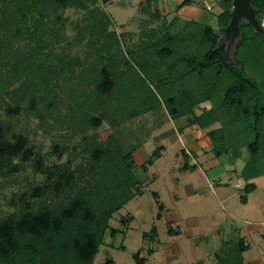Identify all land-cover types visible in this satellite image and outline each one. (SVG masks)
Instances as JSON below:
<instances>
[{
	"label": "trees",
	"instance_id": "obj_1",
	"mask_svg": "<svg viewBox=\"0 0 264 264\" xmlns=\"http://www.w3.org/2000/svg\"><path fill=\"white\" fill-rule=\"evenodd\" d=\"M232 1L218 0V28L229 23ZM194 2L185 0L182 5ZM0 3V106L6 99L16 107L28 103L29 114L44 123L52 118L57 127L65 128L69 140L78 135L86 138L101 123L116 130L140 116L165 110L169 119L190 116L188 127L207 131L212 152L219 158L229 151L227 131L250 120L256 131L264 121V37L248 23H242L240 38L228 47V42L219 44L218 29L194 20L181 22L178 17L169 22L155 8L141 23L149 27L141 31L140 43L129 46L122 35L109 30L112 20L103 9L107 0ZM252 5L264 23V0H252ZM66 8L88 15L81 58L64 59L56 51L67 23L59 12ZM14 41L25 49L13 52ZM61 81L68 85L61 90L64 98L57 92ZM204 104L211 106L196 115L195 109ZM43 105L50 113L41 110ZM63 107L64 115L59 111ZM216 124L220 127L210 129ZM9 129L0 119V178L19 169L10 156ZM258 140L248 145L255 156L261 149ZM158 150L151 158L159 155ZM134 151L125 152L116 139L89 142L83 150L84 165L75 171L67 166L62 181H54L55 193L38 205L35 218L25 214L24 204L18 216L0 219V264H94L102 246L113 247L106 244V235H125L129 228L125 218L120 220L122 230L111 227L114 215L143 194L135 176ZM58 152H66V147ZM252 189L254 185L247 183L243 192L248 195ZM162 211L158 205L157 219ZM168 234L179 236L180 231L170 228ZM157 238L156 228L142 236L151 243ZM247 248L242 240L225 242L214 255L215 264H250L244 260ZM133 260L146 264L139 251Z\"/></svg>",
	"mask_w": 264,
	"mask_h": 264
},
{
	"label": "rangeland",
	"instance_id": "obj_2",
	"mask_svg": "<svg viewBox=\"0 0 264 264\" xmlns=\"http://www.w3.org/2000/svg\"><path fill=\"white\" fill-rule=\"evenodd\" d=\"M203 1L195 0L194 4L201 6ZM110 11V8L105 10L112 20L109 30L122 35L123 41L129 46L140 43L141 31L149 27L142 26V21H138L139 18L144 19L141 12L123 11L120 15L114 12L111 14ZM219 12L218 4L211 8L210 13L215 17L211 26L216 29H219L216 17ZM59 14L67 19V23L60 32L63 39L56 46L57 53L64 59L83 57L88 39L85 32L89 24L87 13L66 8ZM50 19H54L52 15ZM169 19L171 22L172 18ZM180 20L182 22L186 18ZM11 48L13 52L25 49L17 41L11 43ZM249 74L255 76L251 71ZM59 87L57 92L64 98L61 90L67 89L68 85L61 81ZM43 106L45 108L41 110L50 113L46 105ZM210 106L204 104L195 110L200 114L201 108ZM28 108V103L16 107L10 99H6L0 106V119L10 128L8 139L13 149L10 156L19 167L11 177L0 178V219L18 216L24 204L25 214L35 218L38 205L55 193L57 186L54 181H62L60 175H64L67 166L75 171L84 165L83 150L89 142L106 143L116 139L125 152L135 148L139 155L146 158H151L159 152L158 149L163 148L164 151L148 167L145 174L148 179L142 183L144 194L130 201L110 222L111 227L122 230L120 220L125 218L129 223L125 235L119 233L112 238L107 234L105 242L113 247L102 246L94 264H105L108 260L114 261V264H135L133 254L138 251L140 258L146 259V264H193L200 260L204 264H215L213 254L220 250L223 242L235 240L236 232L249 245L244 253L246 262L264 259L258 251L264 250V147L261 145L264 144V121L258 123L256 131L253 120L227 131L229 151L219 158L215 157L211 148L198 159L192 155L186 159L181 154V150L187 149L186 141L180 138L181 134L175 133L160 139L170 133L162 132L171 129L169 123L164 125L168 121L165 110L140 116L116 130L101 123L95 129H90L86 138L78 135L69 140L65 137L67 132L64 127H57L52 118L46 123L42 122L35 114H29ZM59 111L62 115L66 114L65 107ZM160 125H164L161 132L156 130ZM219 127L216 124L210 129ZM257 133H261L259 140L256 138ZM257 140L261 149L255 156L248 145ZM64 146L66 152H58V148ZM139 155H136V164L142 161ZM186 162L187 166L197 167L184 171L181 168ZM239 178L244 180L245 186L247 183L256 184L254 193L245 195L243 190L235 189L236 184L239 189L245 187L237 183ZM188 185L197 191L196 195L187 193L190 190L184 187ZM152 192L159 195V205L165 206L164 215H170L171 222L165 217L157 219L158 204ZM129 215L133 218L130 221ZM153 228L158 232L156 241H144L143 234L150 233ZM170 228L179 230L180 236H170ZM167 245L173 247V255L163 253L168 249Z\"/></svg>",
	"mask_w": 264,
	"mask_h": 264
},
{
	"label": "crops",
	"instance_id": "obj_3",
	"mask_svg": "<svg viewBox=\"0 0 264 264\" xmlns=\"http://www.w3.org/2000/svg\"><path fill=\"white\" fill-rule=\"evenodd\" d=\"M184 1L185 0H160L157 3H153V2L150 3V2H148V0H107V3L105 4L104 9L107 10L110 8L111 14H113V12H114V14H118V13L120 14L123 11H128L129 13L136 12L137 14L139 12H141V14L144 16V19H142V20H141V18L138 19V21L141 22L145 19H148L151 16V14L154 13L155 8H157L159 10V13L161 15L165 16L168 19V21L170 20L169 18L173 19L174 17H178V18H186V20L198 21L204 25H210L211 26V23L215 19L214 15L210 13L211 8L215 7L217 5L218 1H216V0H204L203 3L201 4V6H197L195 4L183 6L182 4ZM124 30H126V29H124ZM195 113H196V115L201 114V113L197 114V110H195ZM189 118H190V116H186V117H182L178 120H174V121L168 118V121H165L164 125H166V123H169L171 126V129L164 131L161 134H165L167 132H170V133L168 135H165V136L164 135L162 136L160 134V137L162 136L160 139H165L169 136L174 135L175 133H178V135L181 134L182 137H180V136H178V137H180L183 141H186V148H187V149L181 150L182 156L187 159L188 157H190V155H192L195 159L196 158L198 159L199 156H202L204 153L207 154V151L211 150L212 145H211L209 138L207 137V134H206L207 131L200 130L197 127H191V128L188 127ZM164 125L158 126L156 128V130L159 129L158 131L161 132L162 131L161 129H164L161 127H163ZM161 151H164L163 148H161ZM136 155H139V152H137V150H135L132 154L134 161H135V158H137ZM160 155L161 154L159 153V156ZM139 156L141 157L140 159L142 161H141V163L136 164L137 170L135 172V176H136L137 180L139 181V183H141V185L143 186L142 183L148 179L145 176V174L148 170V167L153 165L155 157L151 158V164L147 165L150 158H146V157H144V155H139ZM187 163L188 162H186L184 164V166L181 168L184 171L189 170V168L195 169L197 167L195 165L187 166ZM144 165H147L146 170L142 169V167ZM238 182H239V184L245 186V182L243 179L239 178L237 180V183ZM251 184L254 185V189H252V191L248 195H251L252 193H254L255 189L257 188L256 184H254V183H251ZM235 187H236L235 189L243 190V189H239L237 184ZM184 188L190 190V191H187V193H189V195H191V194L196 195V193H197V191H195V189H192L191 185L185 186ZM143 194H144V190H143ZM155 196L157 197V199H154ZM137 197H140V196H137ZM152 197H153L154 201L159 205V203H160L159 202V195L156 192H152ZM160 205H162V207H163V211L161 212L160 220L163 219L164 217L168 218V219L172 218V217H170V215H169V217L164 215L165 206L163 204H160ZM156 217H157V215H156ZM169 221L171 222L172 220L169 219ZM234 235H235L237 240H242L244 242V244L247 245V247H249L247 242L243 238H240L238 232H236ZM224 243L225 242L222 243L221 248H222ZM167 246H168V249L166 251H163V253L173 255V252H174L173 247L169 248L170 246L169 245H167ZM177 250L179 253L178 255H180L178 245H177ZM258 251H259V256L264 258V250L259 249ZM215 253L213 254V257L215 255ZM200 261H203V260H200ZM247 263L264 264V259H252L250 262H247Z\"/></svg>",
	"mask_w": 264,
	"mask_h": 264
},
{
	"label": "water",
	"instance_id": "obj_4",
	"mask_svg": "<svg viewBox=\"0 0 264 264\" xmlns=\"http://www.w3.org/2000/svg\"><path fill=\"white\" fill-rule=\"evenodd\" d=\"M230 15L229 23L218 29L221 34L219 44L225 41L228 47L233 45L240 38L242 23H248L256 33L264 37L262 20L257 17L252 0H233Z\"/></svg>",
	"mask_w": 264,
	"mask_h": 264
},
{
	"label": "built area",
	"instance_id": "obj_5",
	"mask_svg": "<svg viewBox=\"0 0 264 264\" xmlns=\"http://www.w3.org/2000/svg\"><path fill=\"white\" fill-rule=\"evenodd\" d=\"M263 24V23H262Z\"/></svg>",
	"mask_w": 264,
	"mask_h": 264
}]
</instances>
